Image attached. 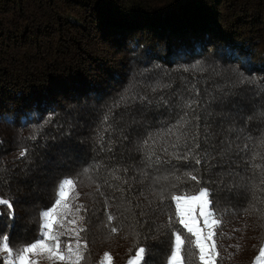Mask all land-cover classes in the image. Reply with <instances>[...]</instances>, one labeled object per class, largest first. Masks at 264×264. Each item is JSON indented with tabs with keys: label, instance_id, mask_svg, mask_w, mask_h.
Segmentation results:
<instances>
[{
	"label": "trees",
	"instance_id": "trees-1",
	"mask_svg": "<svg viewBox=\"0 0 264 264\" xmlns=\"http://www.w3.org/2000/svg\"><path fill=\"white\" fill-rule=\"evenodd\" d=\"M196 63L207 71H183ZM145 69L149 79L174 81V89L184 87L182 77L190 83L201 81L197 87L207 110L202 116L216 133L211 143L218 149L222 129L230 124L245 127L249 116L264 109V93L257 95L255 85L231 87L240 73L264 84V0H0V198H11L14 212L10 219L7 206H0V234L10 233L11 245L23 247L38 238L40 212L55 202L59 182L71 178L82 181L75 190L79 205L87 209L81 211L85 220L79 225L86 229L81 233L88 245L86 264H97L103 252L114 264H127L140 246L148 250L146 264H167L172 241L168 214L151 212L140 196L148 182L135 183L131 190L124 186V199L131 203L128 211L121 193L103 179L109 168L139 164L136 141L174 122L176 111L137 108L117 120L112 152L100 151L96 143L108 106L133 76L143 79L139 74ZM191 95L185 89V96ZM49 116L53 123L37 140L30 139L34 127ZM261 130L264 122L258 119L246 125L253 137ZM201 147L208 145L201 142ZM24 149L27 155L21 157ZM232 160V170L244 174L248 165L236 156ZM94 161L106 166L99 192L80 175ZM218 161L219 156L210 173L194 160L172 164L180 175L200 168L201 183L185 178L182 190L195 193L210 177L216 181L211 183L215 218L221 221L214 228L216 264H252L264 246V219L259 215L264 203L253 210L250 192L231 186L230 178L221 183L217 174L228 166ZM134 174L130 168L128 175ZM167 203L174 214L175 205ZM141 211L164 224L165 234L158 235L151 220L139 228L136 221L147 218ZM107 213L117 218L106 227ZM111 227L118 232L112 233ZM191 260L199 264L197 255Z\"/></svg>",
	"mask_w": 264,
	"mask_h": 264
},
{
	"label": "snow or ice",
	"instance_id": "snow-or-ice-1",
	"mask_svg": "<svg viewBox=\"0 0 264 264\" xmlns=\"http://www.w3.org/2000/svg\"><path fill=\"white\" fill-rule=\"evenodd\" d=\"M147 71L145 69L139 74L143 79L133 76L125 89L108 106L100 121V128L96 132V143L100 151H113L115 141L111 133L116 131L117 120L122 119L125 114L131 115L137 108L166 107L170 112L175 110L177 118L172 123H163L160 127L147 131L135 143L134 150L140 154L139 164L107 169V176L103 179V183L121 193L122 204L127 203L126 210L130 211L131 203L124 199V186L131 190L135 183L144 185L146 181L148 182L140 191V196L147 200L151 212L161 214L167 212L168 214L166 227L171 230L172 241L167 264H192L191 255L198 256L199 264H216L219 252L214 240L216 232L213 229L221 222L213 218L215 205L211 199V183L216 181L210 177L195 193L190 189L182 190L181 185L187 183L185 178L196 181L197 185L201 183L202 178L198 176L200 168H194L180 175L172 161L194 160L198 166L205 165V172L210 173L211 169L216 167L212 161L219 156L218 163L222 167L228 166L227 171L217 174L220 182L223 183L225 178H230L231 186L250 192L253 201L250 207L255 210L258 203H264L261 199L264 195V130H261L259 136L253 137L250 132L246 131V125L254 119L264 122V109L249 116L245 127L237 128L234 124H230L226 130L222 129L220 134L224 136V139L220 141L219 148L216 149L215 144L211 143L216 133L211 130L212 125L207 122V116H202V113L207 110L203 108L200 100L201 90L197 87L201 81L190 83L182 77L184 87L174 89V81L163 78L149 79L145 75ZM183 71L204 73L207 68L201 63H196L191 67H184ZM245 84L255 85L257 95L264 93V84L245 77L243 73H240L238 80L234 81L231 87L235 88ZM185 89L192 95L186 97ZM173 97L176 98L175 103L172 102ZM202 119L205 121L203 124H201ZM51 123H53V117L49 116L43 124L34 127L33 135L29 138L37 140L44 133L46 126ZM201 129H203V135ZM233 135L235 139L232 138ZM126 139V136L122 137V140ZM237 141H242V143H237ZM201 142L208 147L202 148ZM27 151V149L22 150L20 156L27 155ZM213 151H216V155H213ZM233 156L248 165L244 169V174L232 170V164L229 161L236 163L232 160ZM105 167L102 161H94L84 167L80 175L87 178L91 184H95L99 192L101 170ZM130 168L135 173L132 176L128 175ZM0 171L3 170L0 169ZM249 171L251 175L247 174ZM110 181L118 183L113 184ZM81 182L71 178H64L59 182L55 202L47 210L40 212L41 223L38 238L34 242L17 248L10 243V233L0 234V254H4L0 256V264H40L43 260H47L49 264H61V262L62 264H86L88 245L81 237V233L86 229L79 225L85 220V216L80 213L87 209L83 204L73 206L69 203L70 190ZM146 193L150 194L153 199H148ZM100 194L104 195L103 192ZM76 196L78 198L79 193ZM169 200L175 205L174 214L167 203ZM156 201L159 203L156 204ZM105 204L107 210V198ZM153 204H156L155 208L152 207ZM0 206H7L9 218H14L11 198H0ZM0 215L3 213L0 212ZM69 215H72L73 219L67 220ZM259 215L264 219V210L260 211ZM140 216L147 218L142 223L136 221L139 228H143L151 220L155 225L156 233L165 234L162 231L165 225L156 224L149 211H141ZM197 216L203 220V228L199 226ZM116 218L113 214L107 213L108 223L105 226L110 225ZM133 218H135V213H133ZM177 223L181 226L180 228L175 227ZM133 231L136 232L135 227ZM111 232L117 233L118 229L111 227ZM136 234L139 235L138 232ZM193 249L196 252H193ZM147 251L143 246L137 247L135 255L128 260L127 264H141V262L146 264ZM260 254L264 256V247L260 249ZM34 257H39V260ZM110 260L109 254L105 253L102 264H108Z\"/></svg>",
	"mask_w": 264,
	"mask_h": 264
},
{
	"label": "rangeland",
	"instance_id": "rangeland-1",
	"mask_svg": "<svg viewBox=\"0 0 264 264\" xmlns=\"http://www.w3.org/2000/svg\"><path fill=\"white\" fill-rule=\"evenodd\" d=\"M76 190H75V187L72 189V190H70V192H69V197H70V199H69V203L70 204H72L73 206H77V205H79V202H78V200H77V196H76ZM47 210V209H46ZM80 215H81V213H80ZM214 219H216L215 218V216L213 217ZM71 219H73V216L72 215H69L68 217H67V220H71ZM197 219H199V217L197 216ZM67 220L65 221V223L67 224ZM69 227H72L71 225H68ZM199 226L201 227V228H203V220L202 219H199ZM215 228V227H214ZM205 231H207V229H204ZM214 230V229H213ZM65 239V238H64ZM264 247V246H263ZM105 253H108V252H103L102 253V255L100 256V260H99V262L97 263V264H102V262L104 261V254ZM109 254V253H108ZM260 254V253H259ZM4 255V254H3ZM109 256H110V254H109ZM111 257V256H110ZM35 259H38L39 260V257H34ZM40 264H49V262L47 261V260H43V261H40ZM108 264H114V262H113V258H111V260L108 262ZM253 264H264V256H262L261 254H260V257H259V259L257 260L256 259V261H254V263Z\"/></svg>",
	"mask_w": 264,
	"mask_h": 264
},
{
	"label": "crops",
	"instance_id": "crops-1",
	"mask_svg": "<svg viewBox=\"0 0 264 264\" xmlns=\"http://www.w3.org/2000/svg\"><path fill=\"white\" fill-rule=\"evenodd\" d=\"M258 257H260V255H259ZM256 259H257V258H256ZM256 259H255V261H256ZM253 263H254V262H253ZM253 263H252V264H253Z\"/></svg>",
	"mask_w": 264,
	"mask_h": 264
}]
</instances>
